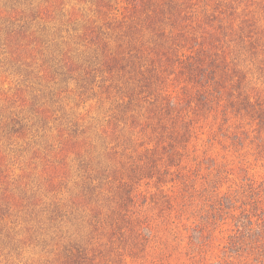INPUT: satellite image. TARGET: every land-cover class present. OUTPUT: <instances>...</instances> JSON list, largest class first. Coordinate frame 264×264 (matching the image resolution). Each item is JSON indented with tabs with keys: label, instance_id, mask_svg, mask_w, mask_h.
Wrapping results in <instances>:
<instances>
[{
	"label": "rangeland",
	"instance_id": "1",
	"mask_svg": "<svg viewBox=\"0 0 264 264\" xmlns=\"http://www.w3.org/2000/svg\"><path fill=\"white\" fill-rule=\"evenodd\" d=\"M136 1L0 0V264H264V0Z\"/></svg>",
	"mask_w": 264,
	"mask_h": 264
},
{
	"label": "trees",
	"instance_id": "2",
	"mask_svg": "<svg viewBox=\"0 0 264 264\" xmlns=\"http://www.w3.org/2000/svg\"><path fill=\"white\" fill-rule=\"evenodd\" d=\"M136 2L139 3V0H137ZM136 2H135L134 4H136ZM155 5H157V4L155 3ZM135 6H136V5H135ZM170 9H172L170 3H169L167 6H165L163 9H161L163 14L168 15V16H163V18L166 17L168 20H169V19L171 20V18H172L173 16H174V17H175V16H178V15H177V12H174V11L172 12ZM134 14H135V12L133 11V14H132L131 16H134ZM185 186H186V185H185ZM191 231L197 234V236L195 237L196 241L201 242V237H200L199 234H198V233L201 232V231L197 230L196 227H193V228L191 229ZM191 239H194V237H191Z\"/></svg>",
	"mask_w": 264,
	"mask_h": 264
}]
</instances>
